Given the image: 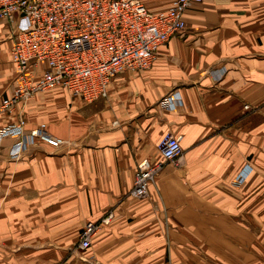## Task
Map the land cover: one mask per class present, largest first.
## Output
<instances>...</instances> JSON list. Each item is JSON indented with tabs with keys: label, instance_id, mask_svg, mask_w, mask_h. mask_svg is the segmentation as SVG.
Returning a JSON list of instances; mask_svg holds the SVG:
<instances>
[{
	"label": "crops",
	"instance_id": "crops-1",
	"mask_svg": "<svg viewBox=\"0 0 264 264\" xmlns=\"http://www.w3.org/2000/svg\"><path fill=\"white\" fill-rule=\"evenodd\" d=\"M166 9L171 0H141ZM145 70L124 71L93 103L54 90L0 114V130L44 124L11 159L0 150V264H264V0H202ZM15 25L0 19V98L16 87ZM176 93L181 105L162 109ZM166 133L181 162L164 163L144 198L137 170L162 163ZM251 169L241 185L239 171ZM102 224L76 258L86 221ZM80 254V253H78Z\"/></svg>",
	"mask_w": 264,
	"mask_h": 264
},
{
	"label": "built area",
	"instance_id": "built-area-1",
	"mask_svg": "<svg viewBox=\"0 0 264 264\" xmlns=\"http://www.w3.org/2000/svg\"><path fill=\"white\" fill-rule=\"evenodd\" d=\"M202 0H171L166 9L151 11L141 0H0V19L15 25L10 51L16 69V87L11 96L0 98V113L12 114L22 99L54 90L92 103L107 97L112 80L124 71L145 70L158 48L185 28L184 12ZM176 93L159 101L162 109L181 105ZM24 121L0 130L1 142L12 137L8 155L18 158L37 140L51 146L61 141L49 135L43 124L26 131ZM157 149L162 163L137 170L131 195L144 198L154 176L164 163L181 162L180 137L166 133ZM251 169L242 168L234 179L241 185ZM86 221L76 249L86 250L102 224Z\"/></svg>",
	"mask_w": 264,
	"mask_h": 264
},
{
	"label": "rangeland",
	"instance_id": "rangeland-1",
	"mask_svg": "<svg viewBox=\"0 0 264 264\" xmlns=\"http://www.w3.org/2000/svg\"><path fill=\"white\" fill-rule=\"evenodd\" d=\"M13 65V64H12ZM13 68H14V72H15V74H16V69H15V67H14V65H13ZM23 100V99H22ZM21 101V100H20ZM19 101V102H20ZM18 102V103H19ZM93 103V102H92ZM90 104V103H89ZM15 108H16V106H15ZM15 110V109H14ZM1 114V113H0ZM10 115V114H9ZM10 157V156H9ZM11 158V157H10ZM19 158V157H18ZM17 158V159H18ZM11 159H13V160H15L16 158H11ZM81 251H83V250H78V251H76L75 250V246H74V248L73 249H71L69 252H70V254L71 255H74L76 258H78L79 256H83V254H81ZM78 253H80V254H78ZM77 264H82V261H77Z\"/></svg>",
	"mask_w": 264,
	"mask_h": 264
},
{
	"label": "bare ground",
	"instance_id": "bare-ground-1",
	"mask_svg": "<svg viewBox=\"0 0 264 264\" xmlns=\"http://www.w3.org/2000/svg\"><path fill=\"white\" fill-rule=\"evenodd\" d=\"M11 115V114H10ZM44 125V124H43ZM48 133V132H47ZM49 134V133H48ZM50 135V134H49ZM10 138H12V137H10ZM57 139H59V138H57ZM60 141H61V143L59 144V145H61L62 143H63V140H61V139H59ZM58 145V146H59ZM57 147V146H56Z\"/></svg>",
	"mask_w": 264,
	"mask_h": 264
}]
</instances>
